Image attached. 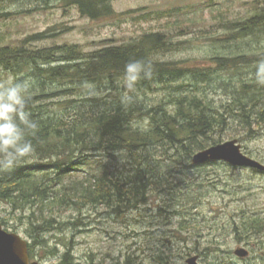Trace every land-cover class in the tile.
Wrapping results in <instances>:
<instances>
[{"label":"rangeland","instance_id":"rangeland-1","mask_svg":"<svg viewBox=\"0 0 264 264\" xmlns=\"http://www.w3.org/2000/svg\"><path fill=\"white\" fill-rule=\"evenodd\" d=\"M258 1L264 0H114L113 19L91 21L56 0H7L0 3V15H6L0 19V45H17L28 36L49 32L51 38L34 44V49L66 44L94 52L106 44L119 46L157 32L173 44L170 52L157 55L158 60L210 68L212 58L230 53L214 42L225 31L224 23L250 16L251 5ZM248 42L243 51L264 49L262 40ZM254 71L247 68L218 72L211 78L190 77L183 88L203 94L210 107L224 113L228 105L235 109L234 87L242 78L252 77ZM166 93L158 86L157 92L137 96L148 108L164 100V107L170 110L173 105L168 104L169 98H163ZM120 94L129 97V92L121 89ZM116 95L112 90L100 92L105 100ZM59 108L53 106L55 114L64 113ZM132 125L148 128L145 120H134ZM220 139L222 143L237 140L244 155L264 165V123L248 135L239 119H229ZM152 152L150 162L163 164L166 173L161 176L166 180L148 192L144 205L119 214L104 205H68L46 211L45 216L54 215L65 227L42 237L44 244L37 248L34 260L60 264L69 250L73 264H123L128 260L134 264H185L193 256L199 257L198 264H264V174L224 162L194 166L167 146ZM89 155L86 163L74 166L68 183L89 180L103 171L130 168L126 153ZM29 216L27 209L0 202L3 229L30 244ZM250 219L259 220V230L247 236L240 224ZM239 248L248 252L246 259L234 255Z\"/></svg>","mask_w":264,"mask_h":264},{"label":"trees","instance_id":"trees-1","mask_svg":"<svg viewBox=\"0 0 264 264\" xmlns=\"http://www.w3.org/2000/svg\"><path fill=\"white\" fill-rule=\"evenodd\" d=\"M3 1L7 0L0 3ZM56 1L65 9H77L91 21L113 19L116 14L111 5L114 0ZM251 11L245 19L224 23L225 31L214 42L230 49V53L212 58L214 65L210 68H188L181 62L158 60L157 55L170 52L173 44L157 32L119 46L106 44L94 52L66 44L34 49V44L51 38L49 32L28 36L17 45H0V81L9 76H31L36 81L27 101V110L39 125L36 136L29 138L34 154L13 171L0 173V202L30 211V261H35L44 235L65 227L54 215L45 216L46 211L68 205H104L119 214L144 205L148 192L165 179L161 176L166 173L163 164L150 162L158 146H167L190 163L195 153L222 143L220 136L229 119H239L248 135L255 134V128L264 123V86L258 85L253 76L237 83L233 90L235 109L228 105L224 113L210 107L203 94L183 88L190 77L211 78L218 72L255 68L264 60V49L242 50L245 45L249 47V40L264 41V1L254 2ZM5 16L0 15V19ZM134 60L151 64L152 76L139 81L135 91L129 92L123 85L124 67ZM158 86L168 92L163 98H169L172 109L164 107V100L150 108L140 102L138 94L157 92ZM120 89L129 92V97L122 98ZM102 90L117 95L105 100L100 97ZM53 106L64 113L55 114ZM134 120L147 121L148 128H134ZM103 151L126 153L130 168L103 171L89 180L68 183L74 166L86 163L90 153ZM258 223V219H250L240 226L251 236L252 231L258 233ZM60 264H73L69 250ZM123 264L134 263L128 260Z\"/></svg>","mask_w":264,"mask_h":264},{"label":"clouds","instance_id":"clouds-1","mask_svg":"<svg viewBox=\"0 0 264 264\" xmlns=\"http://www.w3.org/2000/svg\"><path fill=\"white\" fill-rule=\"evenodd\" d=\"M151 76V64L130 61L124 67L123 85L129 92H134L139 81ZM252 76L258 85L264 86V60L257 62ZM35 86L36 81L31 76L23 79L9 76L0 81V173L13 171L34 154L29 138L36 136L39 125L31 118L27 101Z\"/></svg>","mask_w":264,"mask_h":264},{"label":"water","instance_id":"water-1","mask_svg":"<svg viewBox=\"0 0 264 264\" xmlns=\"http://www.w3.org/2000/svg\"><path fill=\"white\" fill-rule=\"evenodd\" d=\"M209 162H224L232 167L264 173V165L244 155L237 140H230L208 147L195 153L191 159V163L194 166ZM234 255L237 258L246 259L248 252L245 249L239 248L234 251ZM198 261L199 257L193 256L188 258L185 264H198ZM0 264H39L37 261H30L28 256V243L19 235L5 231L1 224Z\"/></svg>","mask_w":264,"mask_h":264},{"label":"bare ground","instance_id":"bare-ground-1","mask_svg":"<svg viewBox=\"0 0 264 264\" xmlns=\"http://www.w3.org/2000/svg\"><path fill=\"white\" fill-rule=\"evenodd\" d=\"M176 212V211H175ZM177 215V214H176Z\"/></svg>","mask_w":264,"mask_h":264}]
</instances>
